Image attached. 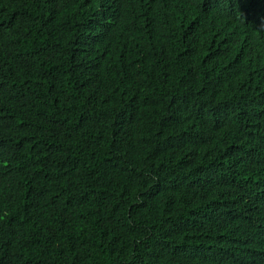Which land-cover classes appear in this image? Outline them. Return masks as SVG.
<instances>
[{
	"label": "trees",
	"instance_id": "16d2710c",
	"mask_svg": "<svg viewBox=\"0 0 264 264\" xmlns=\"http://www.w3.org/2000/svg\"><path fill=\"white\" fill-rule=\"evenodd\" d=\"M0 264H264V0H0Z\"/></svg>",
	"mask_w": 264,
	"mask_h": 264
}]
</instances>
